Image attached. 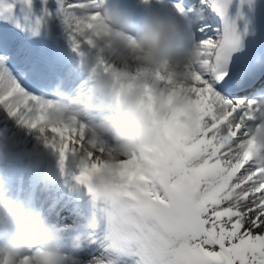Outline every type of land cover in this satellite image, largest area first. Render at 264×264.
Returning a JSON list of instances; mask_svg holds the SVG:
<instances>
[{"label": "snow or ice", "instance_id": "snow-or-ice-1", "mask_svg": "<svg viewBox=\"0 0 264 264\" xmlns=\"http://www.w3.org/2000/svg\"><path fill=\"white\" fill-rule=\"evenodd\" d=\"M17 3L27 9L23 19L38 33L48 9L33 17L32 0H14L0 6V16L14 15ZM100 3L57 0V14L74 43L99 19L98 11L90 16L77 12L99 9ZM175 8L187 17H203L193 31L205 52L191 70L200 95L199 132L169 153L184 174L175 185L148 179L139 161L124 166L122 175L128 179L124 205L106 209L109 247L122 253L134 245L138 264H264V165L255 162L250 150L241 152L238 147L246 139L254 146L249 129L260 122L257 98L264 96V89L252 96H229L224 90L233 66L261 30L262 6L259 0H176ZM206 9L219 19L216 38L207 35L211 25ZM15 26L25 30L20 20ZM10 55H0V107L31 129L41 127L51 102L21 87L7 66ZM52 132L64 141L50 145L59 152L63 168L66 158L80 146L83 131L73 127L67 135L62 129ZM97 167L81 169L76 179L87 184ZM91 264L115 262L94 259Z\"/></svg>", "mask_w": 264, "mask_h": 264}, {"label": "clouds", "instance_id": "clouds-1", "mask_svg": "<svg viewBox=\"0 0 264 264\" xmlns=\"http://www.w3.org/2000/svg\"><path fill=\"white\" fill-rule=\"evenodd\" d=\"M105 3L101 0L102 11L90 32L104 40L103 51L111 62L95 66L96 83L89 88L87 100L98 101L110 114L96 119L90 104L65 100L58 82L53 88L57 99L40 97L51 106L43 125L32 129L38 142L51 147L53 141L57 146L64 142L53 128L65 135L73 127L81 128L80 146L72 151L71 161L79 171L98 165L84 185L94 200L114 209L126 199L128 179L122 173L127 164L141 162L143 175L161 185L184 179L169 153L199 132L200 95L191 70L200 63L205 48L193 31L203 17H187L185 29L190 35L185 37L177 19L166 11L150 13L137 26L130 13ZM257 99L260 122L249 129L254 146L246 139L238 147L241 152L250 150L255 162L264 165V96ZM63 238L61 227L26 200L13 197L0 179V264H69L62 251ZM82 240L74 235V248L79 249Z\"/></svg>", "mask_w": 264, "mask_h": 264}, {"label": "bare ground", "instance_id": "bare-ground-1", "mask_svg": "<svg viewBox=\"0 0 264 264\" xmlns=\"http://www.w3.org/2000/svg\"><path fill=\"white\" fill-rule=\"evenodd\" d=\"M136 1L139 5L144 7L139 6L143 11L147 12V15L153 12L164 11L169 14L175 13L177 15L181 34L185 37L190 35L185 29L187 15H181L177 12L175 8L176 0H162L161 3H158L157 0ZM13 2L14 0H0V6L4 3ZM45 7L48 9L49 15L44 17V22L40 26L38 33H33L28 22L23 19L24 16L22 10L16 8L15 12H19L18 18L11 17L9 19L10 16L7 15L5 19H0V27L2 28L3 35H7L6 38L12 39L10 41L11 46L16 45L18 43V36L14 34L13 28L15 27L16 21L20 20L21 23L26 25V33L29 32L28 37L31 38L27 39L24 43L26 49H24L23 46L18 49L21 51V54L23 56L27 54L31 57L37 58L40 65L44 66L49 65L50 67H53V65H67L68 68L75 71L76 75L80 74L79 77H81L82 80H85L83 91L89 89L90 84H92V86L94 85V81L89 74L88 68L93 65H98L101 61L106 63L111 62V58L103 51L104 40L91 32H88L84 36L78 37L74 43L73 40L70 39L69 33L66 31V26L62 21V17L57 14V0H47L46 4L44 3V0H42V6L40 7L32 4L30 15L33 17L41 16ZM85 11L91 13L98 11V9L90 8L80 10L77 12V15H83ZM205 12L207 23L211 25L207 35L215 38L216 35L214 33L213 22L209 18L207 10H205ZM15 29L16 27L14 30ZM0 41L4 43L1 37ZM32 51L34 53H32ZM81 60H85L89 63L86 68L80 66ZM116 67L119 66L117 65ZM9 69L16 77L14 69L10 67ZM17 74L21 75L22 72H18ZM22 83H24V81ZM31 91H35L33 95L38 97L44 96L48 99L54 97L53 95H56L57 99V94L55 92L35 89H32ZM66 94H68V92L61 94L65 100L74 103L82 102L89 104L90 102L84 101L83 97L69 99L66 97ZM98 95L102 94L98 93ZM48 100L52 101L51 99ZM99 105L100 103L97 107H99ZM92 109L93 108L90 104L89 111L91 112ZM96 116L98 118V115ZM35 132V129H31L20 123L16 117L10 116L3 107H0V155L4 158L3 164L5 168L9 169L7 175H5L2 170V173H0V179L5 181L10 194L13 197L19 196L21 199L25 200V189L30 188L34 184L36 187L35 208L43 211L51 223L57 221L61 222L59 224H61L60 227L64 232L66 228V220H68V222L80 223V227L88 226L85 232L81 233V236L85 239V243H81L79 249L74 248L73 244H70V248L67 247V244L62 245V251L68 252L69 255L66 256L69 258L71 264H91V261L94 259H103L105 261L112 260L115 264H119L139 258V256L135 254L136 248L134 245L127 247L122 253H117L109 247L110 241L107 239V207L102 202H100L102 204L94 206L91 214L94 217L93 222H97V225L95 226L92 221L84 222L86 220V213L82 208L84 200L81 197L70 194L68 191L69 188L67 189L69 185L72 186L74 176L79 175V169L72 163L70 157L65 164H67L73 171L71 179H61L54 185L47 187L42 185L39 179L35 182L36 177L39 176L40 172L45 168V163L47 161H41L37 157L36 152L46 153V158L49 160L52 155L59 157L58 151H53L51 147L45 146L36 140ZM106 139L111 142L110 136H107ZM11 145L22 147L25 151V155L20 164H13L14 162L7 155L6 149ZM56 199L57 202H55ZM91 205L93 206L94 204ZM91 251H95V253L90 256L87 255Z\"/></svg>", "mask_w": 264, "mask_h": 264}, {"label": "rangeland", "instance_id": "rangeland-1", "mask_svg": "<svg viewBox=\"0 0 264 264\" xmlns=\"http://www.w3.org/2000/svg\"><path fill=\"white\" fill-rule=\"evenodd\" d=\"M91 113H92V112H91ZM95 117H96V116H95ZM83 119H85V121H86V118H85V117H84ZM96 119H98V118L96 117ZM87 233H88V232H87ZM87 233H86V234H87ZM94 253H95V251H91V252H90V253H88L87 255H89V256H90V255H93ZM87 255H86V256H87ZM119 264H120V263H119Z\"/></svg>", "mask_w": 264, "mask_h": 264}]
</instances>
